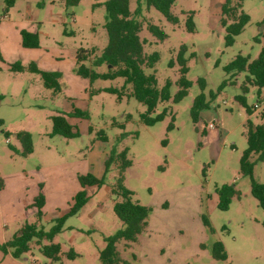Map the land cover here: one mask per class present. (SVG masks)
Here are the masks:
<instances>
[{
  "label": "rangeland",
  "instance_id": "obj_1",
  "mask_svg": "<svg viewBox=\"0 0 264 264\" xmlns=\"http://www.w3.org/2000/svg\"><path fill=\"white\" fill-rule=\"evenodd\" d=\"M104 1L79 0L77 6L66 8L58 0H13L4 14V0H0V246L25 225L49 231L52 221L64 214L68 196L81 190L77 177L90 173L100 178L105 155L116 148L117 152L126 149L131 163L123 174L124 188L132 193L133 201L149 209L146 227L136 241L116 243L122 262L264 264V211L250 193L249 179L239 174V160L247 147L246 123L264 122V89L257 95L256 88L248 87L244 95L245 106L252 110L248 116L236 100L248 74L229 78L223 71L238 55L249 62L258 57L264 0L240 3L239 12L249 21L231 47L224 44L220 24V8L226 0H175L170 10L175 24L140 3L137 20L142 23L138 33L142 55H158L152 68L143 67L144 73L155 76L157 90L170 83V99L158 102L150 114L155 118L165 110V116L151 126L140 121L146 109L129 96L131 86L122 78L90 82L75 74L79 50L89 53L83 65L96 74L109 68L92 66L107 44ZM137 7L136 0H129L131 13ZM190 16L192 30L187 26ZM148 25L156 26L165 38H155ZM22 30L37 32L38 49L21 46ZM181 48L184 52L179 55ZM179 56L185 61L184 77L190 87L179 103H173L182 76ZM14 64L24 70L11 72ZM29 64L58 73L60 92L47 90L37 74L26 70ZM123 85L125 95L120 101L105 92ZM200 95L207 107L194 123L190 113ZM255 105L259 108L254 109ZM74 111L86 118L75 116ZM57 115H64L76 127V138L51 135L50 118ZM209 124L216 127L207 130ZM19 132L31 135L33 152L27 157L21 155L15 139ZM99 132L106 142L97 139ZM250 160L254 162L253 179L264 182V163L256 156ZM117 174L118 165H112L102 186L82 189L89 198L87 203L65 221L62 232L51 241L60 246L59 261L43 257L33 239L29 251L17 259L0 250V264H101L104 238L123 227L112 210L118 201L113 193ZM223 186L237 192L227 211L217 208V191ZM38 194L54 195L58 207L49 206L37 217L34 201ZM217 242L227 255L224 261L211 256ZM69 250L75 255L72 260L67 259Z\"/></svg>",
  "mask_w": 264,
  "mask_h": 264
},
{
  "label": "trees",
  "instance_id": "obj_2",
  "mask_svg": "<svg viewBox=\"0 0 264 264\" xmlns=\"http://www.w3.org/2000/svg\"><path fill=\"white\" fill-rule=\"evenodd\" d=\"M64 4L66 8H72L78 5L79 0H58ZM243 0H226L220 8L221 19L220 24L225 31L224 44L226 47H231L234 39L242 32L243 28L249 21V17L243 12H239L241 2ZM137 9L134 13L129 11V0H105L103 7L105 11L104 28L107 34V44L101 55L92 61L93 67L101 65L108 66V70L104 74H96L92 69L83 65V62L89 58V53L79 50L76 55V69L75 74L81 78L88 79L90 82L96 79L113 80L115 78H122L125 85L131 86L130 97L145 107V113L140 115V121L145 126H151L156 122L161 121L165 116V110L155 118H151L150 114L153 112L158 102H167L170 99V83L166 82L164 87L160 90L156 89V80L153 74H145L143 67L152 68L158 61V55L152 53L148 56L142 55L143 43L139 40L138 33L141 31L142 23L137 20L140 16V3H144L147 8L152 7L159 12L167 21L175 24L176 19L171 15L170 10L175 0H136ZM3 13H7L8 9L12 7L13 0H4ZM192 17L187 21V26L190 30L193 28ZM264 26V22H263ZM148 31L158 40H163L165 35L156 26L148 25ZM263 43L258 57L249 62L247 57L236 56L229 64H227L223 71L229 77L233 78L239 73H247L244 84L240 87L241 96L236 100L245 107L248 115L252 114V110L245 106L244 95L247 94L248 87L256 88L257 95L264 89V31ZM21 46L25 49H38L39 36L37 32L20 31ZM184 52L181 48L179 55ZM179 64L181 66V78L179 79V91L173 98V103H179L186 95L190 83L185 79L184 75L187 73L185 61L179 56ZM11 72H22L24 70L18 64L10 67ZM30 73L37 74L44 87L47 90H52L54 93H59V85L57 79L58 73H49L40 71L34 64H29L26 68ZM227 80L223 81L221 87L226 85ZM125 85L120 89L109 88L105 92L115 95L120 101L125 95ZM207 105L204 102L202 95L195 98L191 109V117L196 123L198 114L204 110ZM73 114L80 118H86V114L74 111ZM263 117V116H262ZM264 118V117H263ZM52 124L51 135L60 136L66 139L76 138L78 136L77 129L68 123L64 115H57L50 118ZM246 144L247 147L242 153L239 160V174L247 177L250 182V193L257 201L258 206L264 211V182L259 183L253 179L254 162L250 159L256 156L257 161L264 163V122L259 125H253L249 120L247 121ZM171 127V125H170ZM169 127V128H170ZM5 138H8L7 133H3ZM15 139L21 146V155L27 157L33 152V144L31 135L28 132H19L15 134ZM97 139L101 142H106V137L102 132H99ZM112 165H118V174L113 193L117 196L118 201L114 202L112 210L116 218L122 223V229L115 235L104 238L105 247L99 252V261L101 264H126L122 262L116 251V243L124 241L126 243L135 242L137 237L146 227V219L149 214V209L139 205L132 200V193L123 186V174L125 170L130 167L131 163L127 159L126 149L117 152L116 148H112L103 163L104 171L100 178L93 176L90 173L79 175L77 177L81 190L78 191L72 198V203L69 205L66 213L54 219L52 227L45 232L42 228H37L33 225H25L18 233H16L10 241L0 246V250L4 254L8 252L17 259L22 254L29 251V242L35 239L36 245L39 247V252L43 257L51 261H59L60 246L51 243L52 239L60 234L63 229L65 221L72 216H75L87 203L84 188L86 187H100L103 185L105 174L109 171ZM3 187V182L0 179V190ZM217 208L220 211H227L231 203V199L237 196V192L230 187L223 186L218 191ZM37 209V217H41V209L44 205V197L38 194L34 201ZM205 225H209L207 220H204ZM264 229V221L262 222ZM43 240L50 243L43 245ZM74 253L69 250L67 259L72 260ZM211 256L216 261H224L227 255L224 251L223 245L217 242L213 245Z\"/></svg>",
  "mask_w": 264,
  "mask_h": 264
},
{
  "label": "crops",
  "instance_id": "obj_3",
  "mask_svg": "<svg viewBox=\"0 0 264 264\" xmlns=\"http://www.w3.org/2000/svg\"><path fill=\"white\" fill-rule=\"evenodd\" d=\"M5 18V17H4ZM21 39V38H20ZM21 44V43H20ZM249 116V115H248ZM68 121V120H67ZM68 123H69V121H68ZM70 124V123H69ZM71 125V124H70ZM73 126V125H72ZM106 157H107V154L105 155V159H106ZM105 159H104V161H105ZM104 161H103V163H104ZM78 181V180H77ZM79 184V183H78ZM79 187H80V185H79ZM44 188H45V186L43 187L42 186V189H43V191H44ZM77 189V188H76ZM80 189H81V187H80ZM54 191V190H53ZM78 191V190H77ZM80 191V190H79ZM52 192V191H51ZM77 192H73L72 194H70L69 196H68V198H67V200H66V204H65V209H64V212L63 213H66V211H67V209L69 208V205L72 203V198L74 197V195L76 194ZM56 199L57 198H55V196L54 195H47V194H45V197H44V205H43V207H42V209H41V213L43 214V212H44V210L46 209V208H48L49 206H52V207H54V209L56 208V207H58V205H59V201L57 200L56 201ZM50 200H51V204H50Z\"/></svg>",
  "mask_w": 264,
  "mask_h": 264
},
{
  "label": "built area",
  "instance_id": "obj_4",
  "mask_svg": "<svg viewBox=\"0 0 264 264\" xmlns=\"http://www.w3.org/2000/svg\"><path fill=\"white\" fill-rule=\"evenodd\" d=\"M259 107L257 105L254 106V109H258ZM216 126L214 124H209L206 129L207 130H211V129H214Z\"/></svg>",
  "mask_w": 264,
  "mask_h": 264
}]
</instances>
